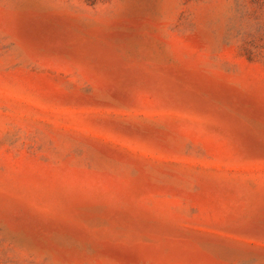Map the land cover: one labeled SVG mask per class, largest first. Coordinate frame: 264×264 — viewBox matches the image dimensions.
Segmentation results:
<instances>
[{
	"label": "rangeland",
	"instance_id": "1",
	"mask_svg": "<svg viewBox=\"0 0 264 264\" xmlns=\"http://www.w3.org/2000/svg\"><path fill=\"white\" fill-rule=\"evenodd\" d=\"M0 264H264V0H0Z\"/></svg>",
	"mask_w": 264,
	"mask_h": 264
}]
</instances>
